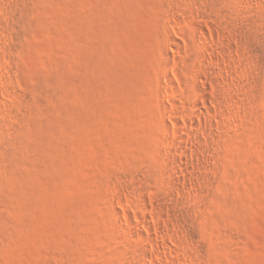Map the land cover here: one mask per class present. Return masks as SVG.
Segmentation results:
<instances>
[{
  "label": "rangeland",
  "instance_id": "rangeland-1",
  "mask_svg": "<svg viewBox=\"0 0 264 264\" xmlns=\"http://www.w3.org/2000/svg\"><path fill=\"white\" fill-rule=\"evenodd\" d=\"M1 88L0 264H264V0H0Z\"/></svg>",
  "mask_w": 264,
  "mask_h": 264
},
{
  "label": "bare ground",
  "instance_id": "bare-ground-1",
  "mask_svg": "<svg viewBox=\"0 0 264 264\" xmlns=\"http://www.w3.org/2000/svg\"><path fill=\"white\" fill-rule=\"evenodd\" d=\"M179 80H180V79H179ZM179 80L176 79V83H179V82L181 83V81H179ZM2 94H3V93H2V88H1V89H0V96H1Z\"/></svg>",
  "mask_w": 264,
  "mask_h": 264
}]
</instances>
